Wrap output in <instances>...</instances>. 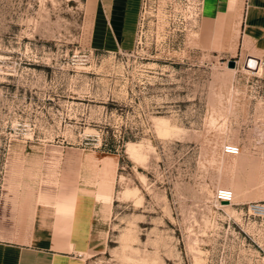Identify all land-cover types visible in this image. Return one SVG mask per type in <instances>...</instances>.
Wrapping results in <instances>:
<instances>
[{"label":"rangeland","instance_id":"rangeland-1","mask_svg":"<svg viewBox=\"0 0 264 264\" xmlns=\"http://www.w3.org/2000/svg\"><path fill=\"white\" fill-rule=\"evenodd\" d=\"M81 6L0 0V217L25 213L8 201L13 162L38 161L16 173L37 184L63 157L91 173L78 158L105 156L110 209L86 264H264L246 210L264 201V55L220 49L202 0H139L130 49L84 48ZM218 187L241 202L217 203Z\"/></svg>","mask_w":264,"mask_h":264},{"label":"crops","instance_id":"crops-1","mask_svg":"<svg viewBox=\"0 0 264 264\" xmlns=\"http://www.w3.org/2000/svg\"><path fill=\"white\" fill-rule=\"evenodd\" d=\"M138 4L139 0H82L79 45L93 50L130 49ZM202 19L207 32L211 28V35L217 36L220 49L264 55V0H202ZM103 158L99 162L93 155L78 158L93 165L90 173L63 157L55 173L42 176L37 184L22 174L38 171V161L19 163V168L12 163L5 186L10 188L8 201L14 212L24 204L25 213L0 217V264H86L84 254L96 247L97 226L110 209L104 205L105 196L100 198L98 184ZM237 166L229 164L230 169ZM17 169H23L19 178ZM22 181L27 187L17 190L15 183Z\"/></svg>","mask_w":264,"mask_h":264},{"label":"built area","instance_id":"built-area-1","mask_svg":"<svg viewBox=\"0 0 264 264\" xmlns=\"http://www.w3.org/2000/svg\"><path fill=\"white\" fill-rule=\"evenodd\" d=\"M122 50L118 49V52H121ZM223 151L228 154H236L239 151V145L234 143H224L223 145ZM234 196V193L231 188L228 187H218L215 192V201L219 204L225 202V203H231L232 198ZM247 212L249 216H252L255 218L254 225L258 226L259 232H264V201H251L247 202ZM248 237L252 240L253 236L248 234Z\"/></svg>","mask_w":264,"mask_h":264},{"label":"bare ground","instance_id":"bare-ground-1","mask_svg":"<svg viewBox=\"0 0 264 264\" xmlns=\"http://www.w3.org/2000/svg\"><path fill=\"white\" fill-rule=\"evenodd\" d=\"M248 65H249V66H252L254 69H256V72H257L258 74L262 73V65H261V63L258 65L256 60H253V59L249 60ZM255 67H256V68H255ZM244 69L249 70V69L246 68V67H245ZM239 150H240V148H239ZM237 154H239V151H238V153H236V155H237ZM232 199H233V198H232ZM223 203H225V202H223ZM223 203H221V204H223ZM231 203H232V201H231ZM231 203H226L225 205H230Z\"/></svg>","mask_w":264,"mask_h":264},{"label":"water","instance_id":"water-1","mask_svg":"<svg viewBox=\"0 0 264 264\" xmlns=\"http://www.w3.org/2000/svg\"><path fill=\"white\" fill-rule=\"evenodd\" d=\"M228 65L229 66H234L235 65V60L234 59H228Z\"/></svg>","mask_w":264,"mask_h":264}]
</instances>
